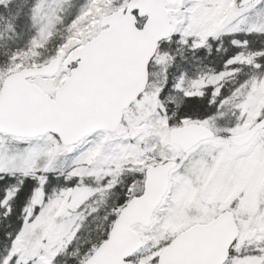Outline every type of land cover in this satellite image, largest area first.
I'll use <instances>...</instances> for the list:
<instances>
[{"label": "snow or ice", "instance_id": "obj_1", "mask_svg": "<svg viewBox=\"0 0 264 264\" xmlns=\"http://www.w3.org/2000/svg\"><path fill=\"white\" fill-rule=\"evenodd\" d=\"M0 264H264V0H0Z\"/></svg>", "mask_w": 264, "mask_h": 264}]
</instances>
